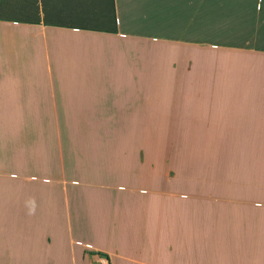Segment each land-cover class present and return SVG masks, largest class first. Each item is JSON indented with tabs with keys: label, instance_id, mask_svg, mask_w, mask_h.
Wrapping results in <instances>:
<instances>
[{
	"label": "crops",
	"instance_id": "1",
	"mask_svg": "<svg viewBox=\"0 0 264 264\" xmlns=\"http://www.w3.org/2000/svg\"><path fill=\"white\" fill-rule=\"evenodd\" d=\"M160 115L171 131L261 139L236 150L249 158L237 181L264 199V158L250 156H264V0H0V264H264V205L234 211L247 234L211 241L221 253L207 240H96L79 223L89 119Z\"/></svg>",
	"mask_w": 264,
	"mask_h": 264
},
{
	"label": "rangeland",
	"instance_id": "2",
	"mask_svg": "<svg viewBox=\"0 0 264 264\" xmlns=\"http://www.w3.org/2000/svg\"><path fill=\"white\" fill-rule=\"evenodd\" d=\"M103 5L108 7L110 0H103ZM207 74L213 77V71ZM192 88L191 94L200 93ZM201 93L213 94V86ZM204 111L203 116L214 113ZM219 113L229 115L230 110ZM178 119L176 124L182 121ZM171 121L167 115L89 119L90 128L80 133L93 134L79 135V223L92 230L96 240L116 233L129 241L207 240V253H221L226 246L211 241L247 234V216L234 211L264 205L258 192L241 193L242 181H237L248 175L244 166L249 158L246 151L236 150H248L261 139L246 132L216 133L213 128L171 131ZM250 156L263 159V150L251 151ZM248 185L258 186L256 181Z\"/></svg>",
	"mask_w": 264,
	"mask_h": 264
},
{
	"label": "trees",
	"instance_id": "3",
	"mask_svg": "<svg viewBox=\"0 0 264 264\" xmlns=\"http://www.w3.org/2000/svg\"><path fill=\"white\" fill-rule=\"evenodd\" d=\"M110 5H111V8L113 9V0H110ZM102 23H104V24H101V25H106V26L109 24H112V23L114 24L113 16H111L109 20L102 21ZM115 29H116V27L114 26L113 30H115Z\"/></svg>",
	"mask_w": 264,
	"mask_h": 264
},
{
	"label": "built area",
	"instance_id": "4",
	"mask_svg": "<svg viewBox=\"0 0 264 264\" xmlns=\"http://www.w3.org/2000/svg\"><path fill=\"white\" fill-rule=\"evenodd\" d=\"M100 263H105L106 262V256L100 257Z\"/></svg>",
	"mask_w": 264,
	"mask_h": 264
}]
</instances>
